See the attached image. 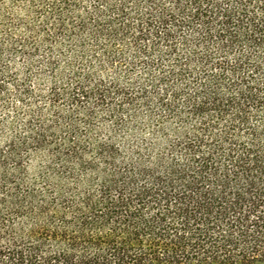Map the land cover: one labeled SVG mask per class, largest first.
<instances>
[{"label":"trees","instance_id":"obj_1","mask_svg":"<svg viewBox=\"0 0 264 264\" xmlns=\"http://www.w3.org/2000/svg\"><path fill=\"white\" fill-rule=\"evenodd\" d=\"M0 264H264V0H0Z\"/></svg>","mask_w":264,"mask_h":264}]
</instances>
